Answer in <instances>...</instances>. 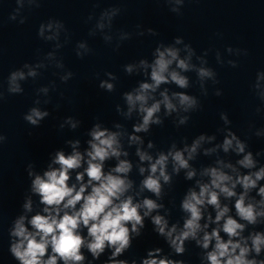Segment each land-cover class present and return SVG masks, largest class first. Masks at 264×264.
I'll list each match as a JSON object with an SVG mask.
<instances>
[{"label": "clouds", "instance_id": "clouds-1", "mask_svg": "<svg viewBox=\"0 0 264 264\" xmlns=\"http://www.w3.org/2000/svg\"><path fill=\"white\" fill-rule=\"evenodd\" d=\"M164 2L171 12L183 14L186 0ZM40 3L15 0L8 19L24 24L25 9L38 8ZM120 12L121 7L114 4L87 17L93 21L89 36L99 34L114 51L134 35L124 29L114 33L113 21ZM135 28L137 36L158 34L155 28L139 23ZM37 36L51 42V48L8 73V94L23 93V82L37 79L50 66L58 70L54 75L62 83L75 75L58 53L71 40L64 21L56 17L42 20ZM92 51L88 40L76 41L77 57ZM210 51L197 52L181 35L170 42L159 40L150 59L142 56L122 65L126 74L143 77L120 94L123 103H117L115 111L122 120H113L109 126L96 117L86 130L83 148L78 136L67 138L68 148L50 152L42 169L32 161L26 163L28 188L21 211L8 227V252L17 264H187L183 255L189 243L200 249L199 264H264V228L256 227L264 225V148L253 151L231 126L227 111L219 113L222 125L214 132L201 131L190 140L187 136L172 139L166 148H158L149 138L153 126H162L166 118L179 129L201 108L200 96L187 91L193 84L189 73H195L201 95H208L209 82L219 84L217 71L208 62ZM224 53L215 50L216 63L235 68L239 61L233 57L247 55L248 50L228 44ZM96 76L100 89L116 90L115 72L105 70L102 77L99 72ZM251 87L259 100L255 112L262 114L264 69H257ZM56 88V80H50L35 89V99L23 113L27 123L39 126L50 115L44 105L50 103V92ZM213 91L216 96L223 94L220 87ZM4 99L5 91H0V101ZM126 120H133L130 128ZM81 123L77 116L66 115L58 127L76 130ZM249 129L256 137H264V125L256 127L250 122ZM6 141L7 135L0 132V145ZM133 145L135 161L129 152ZM201 155L214 159L197 167L194 162ZM110 160L115 163L107 164ZM134 167L140 175L138 184L131 175ZM182 170L185 180L195 179L179 200L183 216L172 220L165 196ZM168 202L174 205V200ZM146 220L169 251L155 246L142 256H126L134 239L143 234Z\"/></svg>", "mask_w": 264, "mask_h": 264}, {"label": "water", "instance_id": "water-1", "mask_svg": "<svg viewBox=\"0 0 264 264\" xmlns=\"http://www.w3.org/2000/svg\"><path fill=\"white\" fill-rule=\"evenodd\" d=\"M94 4L99 6L94 8ZM114 4L121 7L120 14L113 21L114 33L119 29L134 33L131 39L121 43L118 51L105 43L99 34H88L93 23L87 21L88 15L93 12L98 15L102 8ZM14 7L15 0H0V91H5V99L0 101V132L7 135L6 143L0 145V264H17L8 252V227L21 211L20 205L28 188L26 163L32 161L37 169H42L47 164L50 152L59 147L68 148L64 144L67 138L78 136L83 148L87 139L86 130L96 117L109 126L113 120H122L115 111V105L123 103L120 94L143 78L139 74H126L122 65L142 56L150 59L151 51L159 40L170 42L176 35H181L186 42H191L197 52L212 49L208 54V62L216 69L219 84L209 82L208 95H201L199 85L195 83V73H189L193 84L187 91L200 96L202 106L179 129L171 118H166L162 126H153L149 138L156 142L157 147L166 148L172 139L179 141L184 136L190 140L201 131H216L222 125L219 113L227 111L232 120L231 126L248 140L253 151L264 148V137H256L249 129L250 122L256 127L264 125V113L255 112L259 100L251 87L257 69H264V0H186L183 14L179 16L169 10L164 0H41L38 8L25 9L27 20L24 24L8 19ZM49 17L63 20L71 34V40L58 53L65 66L75 75L66 84L62 83L54 75L58 70L50 66L42 70L37 79L29 78L23 82V93L8 94V73L25 61H35L50 50L51 42L37 36L40 22ZM138 23L155 28L158 34L135 35V25ZM217 33L222 36H217ZM81 39L88 40L93 49L84 58L77 57L74 52L76 41ZM228 44L248 50L247 55L233 57L239 61L235 68L216 63L215 50L220 49L224 53ZM105 70L113 71L118 76L113 92L98 87L96 73L99 72L102 77ZM50 80L57 82L56 90L50 92V103L44 105L49 108L50 115L34 127L23 119V113L32 105L35 89ZM216 87L223 89L221 96L214 94ZM66 115L77 116L82 121L81 126L76 130L60 129L58 125ZM133 120L123 122L130 128ZM129 152L133 161L138 159L134 145L129 148ZM213 159L214 156L201 155L194 163L199 167ZM113 163L114 160L107 162ZM131 175L138 184L140 175L135 167ZM194 179L185 180L183 170L174 177L173 185L165 196V203L171 208L172 220L183 216L179 200L186 188L194 183ZM170 199L174 200V205L168 202ZM145 223L143 234L134 239L126 256H142L147 248L155 246L169 251L163 238L152 231L151 223L148 220ZM256 227L264 228V225ZM199 253L200 249L194 243H189L183 259L187 264H199Z\"/></svg>", "mask_w": 264, "mask_h": 264}]
</instances>
